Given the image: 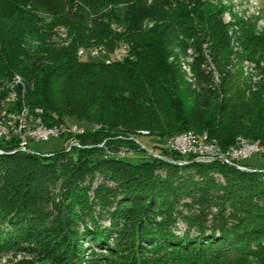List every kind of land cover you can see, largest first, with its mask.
<instances>
[{
  "label": "trees",
  "instance_id": "obj_1",
  "mask_svg": "<svg viewBox=\"0 0 264 264\" xmlns=\"http://www.w3.org/2000/svg\"><path fill=\"white\" fill-rule=\"evenodd\" d=\"M118 6L122 21L106 12ZM112 24L126 28L118 32ZM60 27L67 31V45L54 40ZM193 32L208 43L218 89L211 69L198 67L192 69L202 90L196 94L180 68L168 62L180 37ZM232 40L226 24L185 0H0V96L3 83L18 75L27 105L43 110L45 126L71 120L100 126L76 135L78 147L49 157L17 150L15 137L0 140V224L7 226L1 234L26 237L42 223L38 246L57 249L63 264H100L87 258L82 241L96 236L108 243L122 233L130 238L126 254L134 264H156L173 244L170 230L181 219L195 231L192 238L185 232L186 245L218 248L228 258L264 255V174L190 156L179 164L176 152L154 145L164 161L128 140H162L195 125L223 149L237 135L264 141V72L256 83H240L225 71L235 42L253 59L264 55V35L247 29ZM119 42L129 46L132 60L107 66L76 56L78 48L112 50ZM189 97L198 109L215 114L194 124ZM116 142L128 144L137 161L120 158ZM94 218L111 220L110 229L88 231Z\"/></svg>",
  "mask_w": 264,
  "mask_h": 264
},
{
  "label": "rangeland",
  "instance_id": "obj_2",
  "mask_svg": "<svg viewBox=\"0 0 264 264\" xmlns=\"http://www.w3.org/2000/svg\"><path fill=\"white\" fill-rule=\"evenodd\" d=\"M185 1L186 3H189L190 6H198L201 4L203 9L208 10L210 16L213 15L214 20H220L223 24H226L228 26V36L233 37L232 41H237V37L240 38L242 36V31H246L247 29L253 30L257 35H264V0ZM106 12L109 15L114 14V16H116V19L120 21L124 19V9L121 6L116 7L114 10L108 9ZM43 19L45 23H48L47 17L43 16ZM149 27H151V25H149ZM194 27V30L198 31V24H195ZM112 28L115 31L122 32L126 28V26L124 24H112ZM55 31V42L62 45H67L69 39L67 36V31L63 27L56 28ZM197 36V32H193L188 36L180 37V44L177 47L171 48L173 49L175 55L168 59V62H173L180 68L183 81L186 85H190V88L196 94L200 93L202 90L200 85L198 84V81L196 82L194 80L192 69H196L198 67L202 69L204 68V66L208 67V71H210L209 69H211V71L213 72L212 80L213 83H215L217 89L220 86L221 81L220 75L214 70V62L212 57L210 56L208 43L204 42V40H200ZM81 49L84 52H89L95 49H102L106 52V56L108 53L107 57H109V59H107L110 61V63H105L104 56L98 58L84 56L81 58L78 56V51H80ZM76 56L80 60L101 62L102 64L107 66L116 63H123L126 60L133 59V56L130 55L129 46L123 42L117 43V45L112 50H108L105 47L78 48ZM202 58L204 59L203 62H201ZM225 71L235 79H238L236 80L237 82L243 83L249 80L251 83H256L261 78V71L264 72V55H258L257 58L253 59L251 58V56H249L248 53L244 51L243 46H241L239 42L237 44L235 42V44H233L232 51L229 54ZM2 88V90L4 91L0 96V123L4 128H8L9 126L10 128H12V130H18V127L20 126L19 128L24 129V127L22 126L26 123L25 125H27V127L29 128H25L24 131L25 134H28L29 131H33L35 127L39 126L37 121L44 125L43 110L38 107L31 108L29 105H27L26 100L24 99L26 87L20 76L13 75L12 78L6 80L3 83ZM193 100L194 97H189V99L187 100V106L189 109L188 113L192 115L191 118H195L194 124H197V121L200 123L204 122L215 114V110L208 111L198 109V106L194 103ZM218 104V102H215L214 105L217 106ZM71 121L72 123L68 122L66 125L53 126V128H57L61 132V134L57 138H52L47 142L29 141L27 145L30 149L29 152L25 153L38 154L39 152L42 153V156L49 157V153L56 152L64 148L65 150H69L70 147L73 146L78 147V140L75 139L76 135H82L84 132L89 130L96 131L100 129L99 125L93 123H85L83 121L75 120ZM61 128H64L65 130ZM182 131L183 132L180 133H172L171 135L164 137V139L162 140L152 137L150 138V136L147 139L145 137H128V140L135 146H138L140 149L145 150V154L151 155L156 159H162L164 161H168V159L159 156L158 150H154L153 146H160L167 149L168 151H174L170 147V141L172 139H178V143H182L183 145V142H185L186 140L183 138L185 136H191L190 138L192 139L193 137L197 138L194 139L198 144L197 146H201L203 148V156L205 157L214 154H216L214 157H217L218 155L227 156L230 154V152H232L233 154V152L235 151L244 153L247 150L254 151L255 147L264 150V141L248 139L241 135L235 136L233 143L227 146L226 149H223L220 146L219 140L216 137L210 135L202 128H195V125H192L187 126ZM138 133L141 135L148 134L147 131H139ZM13 135L14 134H12V136ZM118 137H123L122 140L124 141V137L126 136ZM116 145L119 147L118 156L120 158L127 159L128 161L132 162L137 161V159L139 158L130 150H126L128 144L116 142ZM244 147L246 148V150L244 149ZM16 149L24 152L22 148L19 147V142L17 143ZM174 152H176L178 156L181 157L179 164H185L187 161V157L189 156L192 157L194 161L200 163H212L214 161H218L221 163V161L217 158H214L215 160H213L212 162L198 161V159L196 160L195 158V152H188L186 153L187 155L177 151ZM263 156L264 154L262 153L260 154L258 152H251L247 157L239 160V162L241 163L240 164L238 162L239 166H228L235 167L236 170L245 173L264 174ZM216 176L217 177L215 179L220 184H224L221 177H218V175ZM97 183L98 181L94 183V186H96ZM89 196V199L91 200L92 194H89ZM94 209L96 213L100 212L97 207H94ZM188 213L189 212H186L185 210L183 212V214ZM89 222H87L86 229L90 232L94 231V228L96 227H99L101 229H110L111 227V220H109L108 218H94V222ZM77 225H80L78 228L79 232H84L85 226L79 223ZM121 227L122 225H118L119 229ZM4 228L7 229V226L0 224V264H63L61 261L62 256L58 253L57 249H55L54 247L49 248L48 246H46V249L44 246H38L36 239L37 235L38 237L42 236V223H38L37 226L33 228L35 232L34 234L32 233L30 235H27L26 237H23V234L14 238L12 236H4L6 233L5 231H3ZM191 229L192 228L188 227L184 223V221H182L181 219H177L175 225L170 230V233L175 237V239H173L174 242L170 246V248L167 249V251H164V255L162 256L164 257V260L161 259L162 262L158 261V263L156 264H264V255L258 256L255 254H251L246 256L242 255L228 258L226 256L220 255L218 248L203 249L197 244L194 246L186 245L185 239L188 236H190L191 238L195 237V231ZM2 231L5 233L1 234ZM187 231H189L188 236H186L185 234V232ZM36 232H38V234ZM129 240V237H126L122 233H119L114 236H110L108 243L104 242L106 243L104 244L100 238L93 236V238L86 237L82 241L81 246L84 248L87 258H89L90 260H98L100 264H112L117 260L123 262V264H132L133 262L130 258L131 256H128V254H126L127 251H129V247L127 245L131 244ZM116 241L118 243V249L114 247L116 246ZM119 251H121L122 253H120Z\"/></svg>",
  "mask_w": 264,
  "mask_h": 264
},
{
  "label": "built area",
  "instance_id": "obj_3",
  "mask_svg": "<svg viewBox=\"0 0 264 264\" xmlns=\"http://www.w3.org/2000/svg\"><path fill=\"white\" fill-rule=\"evenodd\" d=\"M84 56H89V57H92V58H98V57H101L100 55H87V54H83V57ZM104 60H105V63H108L110 61H108V59L106 57H104ZM38 125L37 127H35V129L33 131H29L28 134H25V131L24 129H28L29 127H27V125H23L22 127L23 128H19L18 127V130H12V128H10L8 126V128H4L1 123H0V140L2 141H9V139H11L13 136L18 138L19 140V147L22 148L23 151H26V152H29V147L27 145V143L29 141H32V142H47L49 141L50 139L52 138H57L61 132L57 129V128H53V127H45L44 125H42L41 123H39L37 121ZM37 125V124H36ZM23 129V130H22ZM63 130H65L64 128H61ZM22 130V132H21ZM61 130V131H63ZM65 132V131H63ZM12 134H14L12 136ZM185 140V142H183V145L182 143H178V139H175V140H171V145L170 147L172 148V150L174 151H177V152H180V153H183L185 155H187L186 153L188 152H195V158L196 160L198 159V161H205V162H208V161H213L215 160L214 158H217L218 160H220L222 163H228V165H237L239 166L238 164L240 163L239 160L242 158H245L248 156L249 153L251 152H258L259 153V148L255 147V150H247L246 152L242 153L240 151H235L233 152H230L229 155H224V156H217V157H214L216 154L214 155H210V156H203V148L201 146H197L198 144L196 143L195 139H189V136H185L183 137ZM174 141V142H173ZM244 149L246 150V148L244 147ZM242 156V157H241ZM264 157V156H263ZM238 160V161H236ZM239 162V163H238ZM241 164V163H240Z\"/></svg>",
  "mask_w": 264,
  "mask_h": 264
},
{
  "label": "bare ground",
  "instance_id": "obj_4",
  "mask_svg": "<svg viewBox=\"0 0 264 264\" xmlns=\"http://www.w3.org/2000/svg\"><path fill=\"white\" fill-rule=\"evenodd\" d=\"M83 54H87V55H100V56H104V57H106V58H108L109 59V57H107L108 56V53H107V56H106V52L105 51H103L102 49L101 50H91V51H89V52H84L83 50H80V51H78V56L79 57H83ZM109 61V60H108ZM110 62H108V63H106V64H109ZM192 134V133H191ZM190 134V135H191ZM193 135V134H192ZM195 136V135H194ZM191 136H189V139H192V138H190ZM194 138H196V137H193V139ZM197 139V138H196ZM198 139H201V138H198ZM213 144V143H212ZM259 153L261 154H264V150L263 149H259ZM225 164H227L228 165V163H225ZM232 166H236V165H232ZM237 167V166H236Z\"/></svg>",
  "mask_w": 264,
  "mask_h": 264
}]
</instances>
